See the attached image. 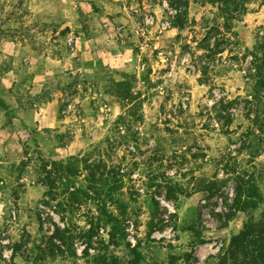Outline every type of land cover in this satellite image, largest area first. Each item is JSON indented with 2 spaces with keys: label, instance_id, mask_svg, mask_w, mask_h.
Masks as SVG:
<instances>
[{
  "label": "rangeland",
  "instance_id": "rangeland-1",
  "mask_svg": "<svg viewBox=\"0 0 264 264\" xmlns=\"http://www.w3.org/2000/svg\"><path fill=\"white\" fill-rule=\"evenodd\" d=\"M0 100V264H236L264 222V0H0Z\"/></svg>",
  "mask_w": 264,
  "mask_h": 264
},
{
  "label": "trees",
  "instance_id": "trees-1",
  "mask_svg": "<svg viewBox=\"0 0 264 264\" xmlns=\"http://www.w3.org/2000/svg\"><path fill=\"white\" fill-rule=\"evenodd\" d=\"M230 1L232 2V0H228V3ZM176 18L173 25L179 27L183 24V20L180 14H177ZM0 104L8 109L4 100H0ZM238 184L239 192L236 205L237 209L243 210L248 206V202L254 205L251 197L254 187L242 178H239ZM111 218L113 221L115 220L113 216ZM231 247L230 255L235 258L236 264H264V222L247 224L238 235L233 236Z\"/></svg>",
  "mask_w": 264,
  "mask_h": 264
},
{
  "label": "crops",
  "instance_id": "crops-1",
  "mask_svg": "<svg viewBox=\"0 0 264 264\" xmlns=\"http://www.w3.org/2000/svg\"><path fill=\"white\" fill-rule=\"evenodd\" d=\"M16 71V70H15ZM8 74V73H7ZM16 76V75H15ZM6 77V74L4 75V76H2L1 78H2V80L4 79ZM15 80H13V82H14ZM18 115H19V112H16Z\"/></svg>",
  "mask_w": 264,
  "mask_h": 264
}]
</instances>
